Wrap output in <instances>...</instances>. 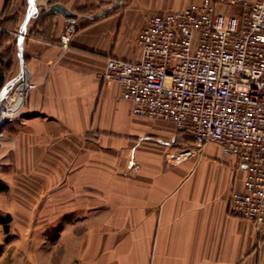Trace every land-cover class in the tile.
<instances>
[{
    "label": "crops",
    "instance_id": "obj_1",
    "mask_svg": "<svg viewBox=\"0 0 264 264\" xmlns=\"http://www.w3.org/2000/svg\"><path fill=\"white\" fill-rule=\"evenodd\" d=\"M60 1L77 28L65 47L68 18L41 0L23 36L33 87L0 129V264H264V224L229 210L244 165L134 114L101 76L108 56L137 58L149 16L202 0Z\"/></svg>",
    "mask_w": 264,
    "mask_h": 264
},
{
    "label": "built area",
    "instance_id": "obj_2",
    "mask_svg": "<svg viewBox=\"0 0 264 264\" xmlns=\"http://www.w3.org/2000/svg\"><path fill=\"white\" fill-rule=\"evenodd\" d=\"M76 28L66 23L65 47ZM138 45L134 60L108 56L102 78L120 84L134 114L170 120L176 135L234 155L245 176L229 194V210L264 224V0H202L154 13ZM16 99L0 101V111L8 106L0 129L16 119Z\"/></svg>",
    "mask_w": 264,
    "mask_h": 264
},
{
    "label": "rangeland",
    "instance_id": "obj_3",
    "mask_svg": "<svg viewBox=\"0 0 264 264\" xmlns=\"http://www.w3.org/2000/svg\"><path fill=\"white\" fill-rule=\"evenodd\" d=\"M40 3L41 0L38 4ZM28 8V0H8L5 17L0 19V41L2 43L0 47V54L4 57V60L11 59L12 62L10 67L4 68V73L6 72V75H4L5 80L17 74V67L15 70L13 69V63L15 58H18L17 52L19 51L17 35L21 20H23L24 14ZM15 91L17 92L16 84L7 89L2 99L7 100L11 95L13 97L15 95Z\"/></svg>",
    "mask_w": 264,
    "mask_h": 264
},
{
    "label": "water",
    "instance_id": "obj_4",
    "mask_svg": "<svg viewBox=\"0 0 264 264\" xmlns=\"http://www.w3.org/2000/svg\"><path fill=\"white\" fill-rule=\"evenodd\" d=\"M28 2H29V9L20 24L17 35L21 68L20 71L15 76L6 80V82L0 89V101H1L7 89L10 86L16 84V89L17 92H19V96L17 97L14 103L13 106L14 110H17L20 107L21 103L23 102V92L27 89L31 78L30 69L26 64L23 36L29 20L32 17L37 16L40 11L37 0H28ZM48 2H49V10L53 13L63 14L65 17L68 18V22H73L76 16L78 15L76 11L71 10L60 0H48Z\"/></svg>",
    "mask_w": 264,
    "mask_h": 264
},
{
    "label": "trees",
    "instance_id": "obj_5",
    "mask_svg": "<svg viewBox=\"0 0 264 264\" xmlns=\"http://www.w3.org/2000/svg\"><path fill=\"white\" fill-rule=\"evenodd\" d=\"M12 64L11 59H7L4 60L1 64H0V89L3 86V84L5 83V76H4V68H8L10 67ZM7 185L4 184L0 178V189L4 190L6 189ZM11 217L9 215L5 216L2 215L0 213V221L2 223H4L6 225V227H8V222L10 221Z\"/></svg>",
    "mask_w": 264,
    "mask_h": 264
},
{
    "label": "bare ground",
    "instance_id": "obj_6",
    "mask_svg": "<svg viewBox=\"0 0 264 264\" xmlns=\"http://www.w3.org/2000/svg\"><path fill=\"white\" fill-rule=\"evenodd\" d=\"M8 111V106H5L1 109L0 111V119L3 118L5 116V114L7 113Z\"/></svg>",
    "mask_w": 264,
    "mask_h": 264
}]
</instances>
